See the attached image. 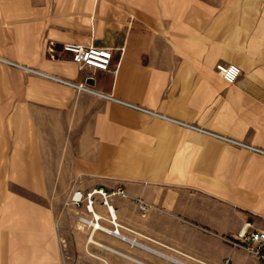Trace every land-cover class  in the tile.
<instances>
[{
  "label": "crops",
  "instance_id": "0c3cea01",
  "mask_svg": "<svg viewBox=\"0 0 264 264\" xmlns=\"http://www.w3.org/2000/svg\"><path fill=\"white\" fill-rule=\"evenodd\" d=\"M68 42L111 48L110 69H79ZM221 62L240 66L237 81ZM106 96L264 151V0H0V264H63L54 215L19 191L42 189L40 174L18 161L6 177L9 159L43 157L45 126L64 131L87 183L128 193L113 199L128 237L232 258L226 239L264 230V152ZM108 245L97 264H176Z\"/></svg>",
  "mask_w": 264,
  "mask_h": 264
},
{
  "label": "rangeland",
  "instance_id": "374dc122",
  "mask_svg": "<svg viewBox=\"0 0 264 264\" xmlns=\"http://www.w3.org/2000/svg\"><path fill=\"white\" fill-rule=\"evenodd\" d=\"M47 118L49 120V115H47ZM62 122H65L64 118ZM43 129L46 133L41 143L43 157L41 159L33 156L26 157L25 159H9L11 168L10 174L8 173L6 177L7 179H17L18 161H26L25 168L22 166V170L25 169L24 172L26 176H28V173H31L32 177L33 172H35L36 175L40 174L39 176L43 185L42 189L27 188L19 189V191L23 192L27 197L39 200L54 215L56 221L55 231L57 244L63 264H97L98 262H102L104 256L99 252L101 246L94 243L88 244L87 239L91 232V228L81 223L79 220V217L84 213V208L67 204L70 195L74 191L78 189L89 190L97 186L102 187V185H98L96 182L87 183L86 179L88 177L76 171L75 164L78 159L65 157L67 142L65 141L64 131L61 134L58 128L56 134V128L51 131L50 126H45ZM63 129L65 128L63 127ZM28 144H31L33 148L34 143ZM73 144V142H70L69 145L73 146ZM31 154L33 155L32 150ZM39 161L41 162V166H39ZM73 166H75V170H73ZM124 235L127 236V234ZM95 238L106 244L110 243V241H115L124 246H133V244L127 240H123L105 232L96 233ZM136 239L152 247L163 251L165 250L161 245L150 242L146 238L138 237ZM134 247L138 248L135 245ZM233 250L236 253L232 258L220 253L202 256L187 253V255L193 258L186 257L175 251H171L170 254L191 264H202L199 260L210 264H225L227 260L229 261L228 264H264L240 247L233 246Z\"/></svg>",
  "mask_w": 264,
  "mask_h": 264
},
{
  "label": "built area",
  "instance_id": "2783aa9c",
  "mask_svg": "<svg viewBox=\"0 0 264 264\" xmlns=\"http://www.w3.org/2000/svg\"><path fill=\"white\" fill-rule=\"evenodd\" d=\"M63 49L72 54L73 61L81 70L86 68H93L97 70L107 71L110 69V64L113 58V50L111 48L98 47L92 44L84 45L75 42H68L63 45ZM216 69L229 83H234L235 81H237L242 73L240 66L234 63L221 62L217 64ZM65 82L74 86L80 91H93L86 83L77 84L69 81ZM106 97L134 107L157 118L173 122L182 127L197 130L222 139L224 141L251 148L255 151L264 152L261 149L251 147L230 137H226L221 134L206 130L193 123H188L153 110L145 109L131 103H126L124 101L115 99L112 96ZM116 196L128 197V193L121 187L112 190L107 189L104 186H97L89 190L78 189L70 195L67 204L84 208V213L79 217V220L81 223L91 228L92 231H102L119 237L123 240L129 241L128 237L123 234V230L126 228L119 221V217L117 215V207L113 202V199ZM135 200L139 204V207L142 211L147 210V203L144 200H142L141 198H136ZM98 205L105 207L106 214H102L98 210ZM101 225L108 226L110 228L109 231L103 230ZM227 240L231 245L246 250L248 253L264 263V230L251 229L250 226H245L241 231H239L237 235L229 237ZM228 263L229 261L227 260L225 264Z\"/></svg>",
  "mask_w": 264,
  "mask_h": 264
},
{
  "label": "bare ground",
  "instance_id": "6f19581e",
  "mask_svg": "<svg viewBox=\"0 0 264 264\" xmlns=\"http://www.w3.org/2000/svg\"><path fill=\"white\" fill-rule=\"evenodd\" d=\"M117 215H118V213H117ZM101 226H102L103 230H105V231H109V229H110L108 226H105V225H101ZM128 240H129L128 242H130L131 244H133V245H135L137 247H140V248H142L144 250H147L149 252L155 253L156 255H158V256H160L162 258H165V259H167L169 261H172L173 263H176V264H191V263H188V262H186V261H184V260H182V259L170 254V253H166V252L162 251L161 249L152 247L149 244L144 243L142 241H138V239H136L134 237H128ZM87 242H88V244L89 243L98 244L99 246L104 247V248H110L111 247L110 245H108L106 243H103V242H100V241L96 240L95 231H92V230L89 233ZM176 252H178V251H176ZM178 253H180V254H182V255H184L186 257L193 258V257H191V256H189V255H187V254H185L183 252L182 253L178 252ZM122 255L126 256V257H129V258H132L131 255H129V254H123L122 253Z\"/></svg>",
  "mask_w": 264,
  "mask_h": 264
}]
</instances>
